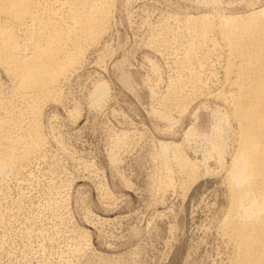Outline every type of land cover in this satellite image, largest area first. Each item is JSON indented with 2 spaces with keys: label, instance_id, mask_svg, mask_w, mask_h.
I'll return each instance as SVG.
<instances>
[{
  "label": "rangeland",
  "instance_id": "374dc122",
  "mask_svg": "<svg viewBox=\"0 0 264 264\" xmlns=\"http://www.w3.org/2000/svg\"><path fill=\"white\" fill-rule=\"evenodd\" d=\"M214 1H114L101 39L40 111L43 153L4 182L0 264H226L215 229L232 150L231 127L219 120L227 110L212 97L220 56L207 55L214 63L205 58L198 76L179 66L184 19L264 0ZM170 145L195 165L194 180L177 175Z\"/></svg>",
  "mask_w": 264,
  "mask_h": 264
},
{
  "label": "bare ground",
  "instance_id": "6f19581e",
  "mask_svg": "<svg viewBox=\"0 0 264 264\" xmlns=\"http://www.w3.org/2000/svg\"><path fill=\"white\" fill-rule=\"evenodd\" d=\"M114 1L0 0V192L5 180L16 178L22 166L38 158L45 141L38 128L40 111L44 103H49L56 95L66 76L74 71L85 48L97 44L109 21ZM184 21L186 28L183 31L188 39L183 41L186 44L182 45L179 66L198 76L204 65L213 62L207 55L213 56L212 52L220 56L221 89L212 97L214 95L225 106L227 116L223 115L219 120L226 129L230 126L232 130L229 164L222 168L227 204L215 228L223 244L221 249L228 254L226 264H264V4L242 13L217 12L211 16H190ZM4 82L9 88L3 87ZM182 88L178 91L187 90ZM97 89L94 96L99 92ZM166 145L169 144L162 148H167ZM170 148L179 165L177 175L185 176L189 182L194 180L195 165L175 145ZM194 150L202 152L198 146Z\"/></svg>",
  "mask_w": 264,
  "mask_h": 264
}]
</instances>
